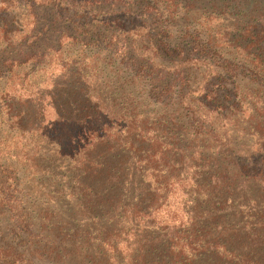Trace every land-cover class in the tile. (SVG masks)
Listing matches in <instances>:
<instances>
[{"label":"trees","instance_id":"1","mask_svg":"<svg viewBox=\"0 0 264 264\" xmlns=\"http://www.w3.org/2000/svg\"><path fill=\"white\" fill-rule=\"evenodd\" d=\"M199 1L209 15L189 49L187 36L173 46L165 36L143 56L133 50V76L148 71L157 100L135 102L129 119L70 81L51 92L48 128L27 103L11 116L18 129L13 148L0 145V224L32 239L38 256L53 264H264V0L250 10L234 0L186 6ZM224 13L239 17L231 30ZM142 38L151 44L148 31ZM171 58L180 59L172 74L182 91L190 80L181 70H203L192 94L174 101L172 85L159 86ZM151 104L158 107L145 116ZM19 171L30 183L55 179L58 205L35 210L22 201ZM13 248L0 244V264H25Z\"/></svg>","mask_w":264,"mask_h":264},{"label":"rangeland","instance_id":"2","mask_svg":"<svg viewBox=\"0 0 264 264\" xmlns=\"http://www.w3.org/2000/svg\"><path fill=\"white\" fill-rule=\"evenodd\" d=\"M186 1L0 0V145L8 143L10 148L15 145L10 139L17 135L18 127L14 126L11 116L23 103L29 105L31 112L39 109L44 113L43 128L51 126L53 116L50 111H45L51 92L55 86L68 81L76 86H89L93 99L114 107L115 114L128 119L139 112L135 102L148 98L156 101L154 90L149 86L150 73L143 70L133 76L134 67L138 65L133 50L143 56L149 46L153 47L165 36H169L172 46L187 36L183 46L189 49L190 35L201 33L199 23L209 12L199 8L203 1L196 2L193 7L186 6ZM254 1L234 0L233 3L240 7L247 5L250 10ZM221 19L228 20L223 22L231 30L239 17L224 13ZM147 31L151 44L142 38ZM104 38L113 41L110 46L105 45ZM171 59L172 62L164 59L166 75L160 74L159 86L172 85L171 99L174 101L180 100L188 91L192 94L200 83L203 70L191 66L182 69L181 74L190 80L187 90L182 91L178 75L172 74L174 59H180ZM183 65V68L187 67ZM154 107L158 106L151 104L141 110L150 117L149 110ZM49 149H55L53 144ZM3 156L6 157V152ZM60 160L55 161V165L62 164L57 167L62 171L65 163ZM14 177L20 180L17 182L24 195L22 201H27L33 209L55 208L60 202L53 193L56 180L50 176H40L31 183L23 171L15 172ZM64 199L70 202L66 197ZM67 206L61 205L62 208ZM15 235L11 222L0 224V244L14 247L18 259L25 264H53L49 258L38 256L42 253L31 251L34 249L32 239L15 238Z\"/></svg>","mask_w":264,"mask_h":264}]
</instances>
